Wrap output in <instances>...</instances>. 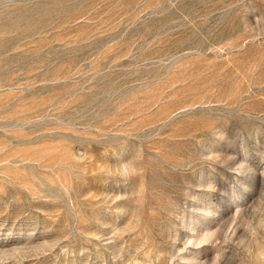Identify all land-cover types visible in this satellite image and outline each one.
Wrapping results in <instances>:
<instances>
[{
  "label": "rangeland",
  "instance_id": "1",
  "mask_svg": "<svg viewBox=\"0 0 264 264\" xmlns=\"http://www.w3.org/2000/svg\"><path fill=\"white\" fill-rule=\"evenodd\" d=\"M0 264H264V0H0Z\"/></svg>",
  "mask_w": 264,
  "mask_h": 264
}]
</instances>
